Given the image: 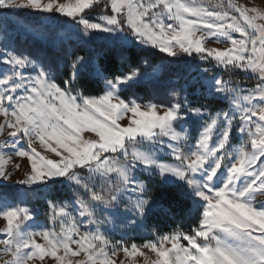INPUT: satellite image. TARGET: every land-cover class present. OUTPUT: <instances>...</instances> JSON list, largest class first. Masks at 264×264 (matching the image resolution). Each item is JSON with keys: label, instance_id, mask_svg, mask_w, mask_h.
<instances>
[{"label": "snow or ice", "instance_id": "6c2138e0", "mask_svg": "<svg viewBox=\"0 0 264 264\" xmlns=\"http://www.w3.org/2000/svg\"><path fill=\"white\" fill-rule=\"evenodd\" d=\"M8 13L46 14L48 25H70L78 38L103 36L112 46L103 56L68 53L58 82V67L0 42V181L11 180L9 166L18 171L19 158L26 166L17 183L49 196L56 185L67 186L75 197L74 204L48 200L53 227L46 228L28 223L32 209L0 195V264H117L121 252L144 264H264V7L235 0H0V20ZM210 39L227 46L206 47ZM141 46L165 60L133 66L131 50ZM111 58L129 70L109 78ZM185 58L256 83L241 87L208 68L172 73L169 64ZM166 75L167 101L121 95ZM89 78L103 82L100 94H85ZM197 91L212 106H193L189 96ZM190 118L201 121L195 137L185 127ZM168 189L177 198L165 205ZM187 200L199 212L189 231L157 230L129 245L105 229L117 220L135 229L156 211L175 215Z\"/></svg>", "mask_w": 264, "mask_h": 264}, {"label": "rangeland", "instance_id": "374dc122", "mask_svg": "<svg viewBox=\"0 0 264 264\" xmlns=\"http://www.w3.org/2000/svg\"><path fill=\"white\" fill-rule=\"evenodd\" d=\"M204 2L207 5H219V4L226 5L227 0H204ZM235 2L238 4L246 5L248 7H253V6L264 7V0H235ZM45 16L39 19H27L23 16H18L14 13H8L7 21L0 20V42H7L10 47L15 48L19 51H23L25 53H31L34 56H38L41 59L46 60L48 63L53 64L54 66H56L57 63L61 64L62 61L59 59L60 56L58 53H55L54 55L52 54V50H56V51L59 50V53L61 54L64 52L62 56H67V60H68L71 57H69L67 54L71 53L76 46H80V45L89 46L90 41H86L78 38V36L73 31L70 30L71 29L70 25L65 26V28H56L53 25L47 24ZM93 18H95V15L93 16ZM236 35L238 36V34ZM100 38H104V37L101 36ZM226 46H227L226 44L218 43L211 39L206 41V47L223 48ZM96 56L97 55H93L92 57H96ZM211 66L216 67L214 63L211 64ZM204 68L206 67L205 66L199 67L197 71L193 72L190 75H198V70H202ZM192 70H194V67H190L188 71L191 72ZM220 70L223 71V69ZM215 74L220 75L219 73H215ZM209 75H213V74H209ZM223 79L232 80L233 82H239L241 87L250 88L253 86L243 83L238 79L233 80L227 77H223ZM76 93L77 91H73L72 94L75 95ZM196 94H199V91H197ZM133 96L135 98H138L139 102L141 103H147L150 100L153 102H158L155 101L154 99L143 100L139 95L136 94L130 95L126 98H132ZM190 98L191 95L189 96V100ZM2 119L3 117L0 116V120ZM121 123L126 124L127 120L125 119ZM200 123L201 121L197 120L196 118H190L188 123L185 125V127L191 129L193 137H195L198 134ZM83 135L85 136V138H94V134H90L88 132H85ZM0 139H3V137H0ZM191 143L194 144L195 140L193 139ZM232 143L234 145H238L239 138L234 139ZM166 151L167 149H165V152ZM161 156L163 159L169 162H171L172 160L170 156L164 153H162ZM16 162L20 163L21 165L20 169L17 171L13 169L11 166H9V170L13 172L12 178L9 181H0V184H13V183H17V181L22 180L24 178V170L26 166L25 161L20 160L18 158ZM0 195H5L10 201H15L16 203L22 204V206L26 205L27 207L32 209L34 218L28 223L31 226L39 225L46 228L53 227V222L50 218L51 210L48 207L49 199H52L57 202L69 201L72 204H74L75 201V197L72 194V190L68 196L60 197L56 193L53 196H49L47 189L35 188L29 190L28 186H26V188H19V189H8V188L0 187ZM76 207H78V205H76ZM75 215L77 216V219H80L78 213H75ZM3 227H4V221L0 219V228ZM55 227L56 230L59 231L58 222ZM105 229L108 230V234L112 236L114 240H119L123 237L124 241L130 245L133 241L130 240L129 235L135 234V232L137 231L145 230V224L144 221H142V223L139 224L135 229L132 228L125 229L122 226V222L120 220H117L115 223V227H113V225L111 224H108L105 225ZM0 238H2V236H0ZM153 238L154 236L145 239L142 242L135 241V243L137 245H140L145 241L151 240ZM37 239L39 240V238ZM144 251L147 252V250ZM148 254L152 258H155L154 254L150 252ZM0 259H2V257H0ZM113 259L117 260V264H119V261L121 260L125 261V264H129L130 259H135L136 264H144L143 257L138 256L135 258H128L125 257L122 252L119 253L117 257H113Z\"/></svg>", "mask_w": 264, "mask_h": 264}, {"label": "trees", "instance_id": "16d2710c", "mask_svg": "<svg viewBox=\"0 0 264 264\" xmlns=\"http://www.w3.org/2000/svg\"><path fill=\"white\" fill-rule=\"evenodd\" d=\"M101 8H103V4H101ZM16 14V13H14ZM17 15V14H16ZM46 15V14H45ZM44 15V16H45ZM95 15V14H94ZM93 15V16H94ZM23 16L27 19H39L43 17L42 15H18ZM112 46L111 41L105 38H97L91 40L89 46H76L71 54L72 56H93L99 54L103 56L105 52ZM144 50L142 51L140 48L132 49V54L134 55L135 59L133 60V66L139 64L141 59H147L149 64H159L161 61H164V54L160 53L158 49L151 48L150 46H141ZM58 53L60 56V60L62 61L61 64L57 63L56 67H58L59 71L57 72L58 82L63 80L64 77V70L63 65L67 60V56H62L63 53H59V50H52V54ZM172 58H168V61H171ZM168 61H165L167 64ZM205 66L209 69V74L219 73L223 77H227L230 79H238L243 83L248 85H254L256 83L255 78L251 75L243 74V73H236L232 74L229 72L222 71L214 66L209 65L204 61H200L198 58H185L181 61H173L169 64L172 73L176 71H184L187 72L188 75L192 74L193 72L197 71L199 67ZM108 67L110 69L109 78L112 75H119L127 72L129 70L128 65L122 64L118 59L111 58L108 61ZM194 67V70L189 72V68ZM167 75L163 80L157 81L155 83H144L133 87L129 90L122 91L121 95L123 97H128L130 95H139L143 100L154 99L155 101H167L169 99V88L167 85ZM89 82L91 87L85 90V94L89 95H96L101 92L103 89V82H96L89 78ZM182 83V81H181ZM81 85L79 83L76 84L73 91H80ZM190 101L192 102L193 106H199L201 104L212 106L210 101L205 100L200 93L191 95ZM194 132V129H193ZM0 187L8 188V189H19V188H26L25 185H21L18 183L13 184H0ZM55 193L62 197L68 196L71 193V190L67 186L56 185L55 186ZM177 198V193L175 189H168L165 193V198L161 201L165 205L171 204L174 199ZM199 212L195 208L192 207L191 200L185 201V210L183 212H177L175 215H166L159 211L153 212L150 214L146 219H144L145 230L137 231L135 234L129 235L131 241L142 242L145 239H148L153 236L155 231H159L160 233L171 232L177 228L183 231H189L192 229L196 223H198Z\"/></svg>", "mask_w": 264, "mask_h": 264}]
</instances>
